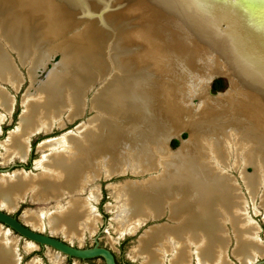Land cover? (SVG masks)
Returning a JSON list of instances; mask_svg holds the SVG:
<instances>
[{"label": "bare ground", "instance_id": "1", "mask_svg": "<svg viewBox=\"0 0 264 264\" xmlns=\"http://www.w3.org/2000/svg\"><path fill=\"white\" fill-rule=\"evenodd\" d=\"M38 1L0 0V9L10 7L16 13L13 23H9L14 39L5 37L6 29L0 25V80L7 81L17 91L23 81L17 67L8 61V48L18 51L23 58V48L17 43L26 40L27 33L39 27L40 35L44 30V39H51L53 34L59 36L54 29L71 28L80 10L73 0H59L67 11L63 17L54 9L48 11L44 5L40 8ZM46 1L50 5L56 3V0ZM100 1L90 0V3ZM189 1L173 0L172 5L166 0L135 2V9L142 11V24L125 41L131 40L137 45L138 52L124 57L122 63L139 69L142 74L136 77L140 79L131 81L122 75L110 78L92 101L97 114L79 126L78 133L71 131L39 145L47 153L35 163L38 173L4 174L0 179L1 208L12 212L27 199L34 203L56 202L53 211L42 214L26 211L24 221L34 231H42L44 219L48 218L50 234L62 232L71 241L82 240L85 233L95 234L98 229L100 216L96 214L95 204L101 195L97 188L86 198L76 197L77 194L102 174L111 179L127 173H157L144 181L136 179L110 185L117 201L114 220L121 234L134 235L148 221L162 219L168 211L174 223L155 225L144 232L135 252L140 264H167L168 261L192 264L194 257L197 264H232L227 253L230 243L225 234L227 223L237 236L234 254L242 264L257 263L258 256H264V243L257 235L258 225L249 219L245 211L247 200L229 174L232 168H242L245 172L252 165L253 175L242 177L253 200L264 187V4L261 2L264 0ZM90 3L83 14L94 7ZM45 10L48 13L44 24L39 25L37 16L26 25L17 22V17L25 15L27 19L29 11L37 15ZM51 18L58 23L49 22ZM99 22L103 25L102 20ZM223 23L230 28L224 38L210 36L203 43L197 40H205L204 30L194 31L202 36L197 40L192 36L194 32L191 35L182 30L184 26L191 30L196 24L197 28L200 25L206 30L208 25L215 28ZM88 27L77 38L64 39L57 45L63 52L61 61L53 65L42 89L25 95L18 127L1 143L7 163L16 159L25 163L33 135L52 133L57 126L65 128L66 122L62 119L65 114L68 122L80 118L86 107L88 89L96 85L102 71L115 66L116 62L113 65L111 60L104 61L106 58L102 59L99 50L103 48L102 53L109 58L113 48L111 44L107 48L103 39L109 34L119 44L122 29L117 32L109 25L97 33L94 23L89 22ZM236 30L246 33L244 38L257 45L255 62L241 60L238 43L230 42ZM31 48L33 53L26 59L34 63L33 75L46 52L38 60L39 50L34 43ZM216 75L229 79L230 89L226 93L209 91L208 84ZM238 75L244 78L241 84L236 79ZM195 99L200 100L198 109L192 105ZM0 109L4 111L0 113L1 134L4 118L14 111V98L3 87H0ZM228 126L237 127L239 135L231 130L223 138L221 133ZM183 132H188L189 138L177 150L171 149L169 139ZM230 157L235 159L232 164ZM67 196L70 199L63 204ZM10 235L11 231L0 225V264H20V239ZM32 241L25 245L27 252L36 248ZM29 264L41 262L34 259Z\"/></svg>", "mask_w": 264, "mask_h": 264}, {"label": "rangeland", "instance_id": "2", "mask_svg": "<svg viewBox=\"0 0 264 264\" xmlns=\"http://www.w3.org/2000/svg\"><path fill=\"white\" fill-rule=\"evenodd\" d=\"M42 1L44 4H42ZM73 1L77 3V10L79 9L80 10L78 11V13H76L75 18H74V24L71 28L66 29V30L55 28L54 32L56 31L57 33H60L61 35L56 36L57 35L56 34L54 36L53 34V36L50 37L51 39L49 38L44 39V36L42 35L44 30L43 31L41 30V35H40L37 31L39 27L37 28L36 26L37 29H33V32H29V34L27 33L28 36L26 40H21V42L17 43L23 48L22 49L23 55H24L23 58L21 57L18 51H13L10 47L7 50L6 55H7L8 61L15 68L17 67L16 71L20 79H22L23 82L21 84L20 89L17 91L14 88H12L9 85V83H7V81L2 82L0 80V87L1 88L3 87L4 89H6V91L11 95V97L14 98L13 114L9 116L7 115V117L4 118L3 124H2V133L0 134V179L4 174H12L15 171L38 173L39 170L35 169L36 167L35 163L37 162V160L38 161L41 160L43 155L47 153L45 151H41L38 148L39 145L43 141H46L47 139L48 140L55 139V137L59 138L64 135H68L72 132L76 133L79 126L87 123L89 119L94 117L95 114H97V112L93 109L92 101L99 94V92H101V90L104 89L101 87H104L110 81V78L117 77V75L118 76L120 75L121 77L122 75V76L127 77V79H131V81L133 80L136 81L137 79H140L136 77L138 76V74L139 75L142 74L139 72V69L131 68L130 64L122 63V59L124 57L125 58L130 57L132 53L138 52L137 45L133 44L131 40H130L131 42L125 41L126 39L125 37L130 38L131 36L129 33H131L132 31L138 30L140 28V25L142 24V17H141L142 11L136 10L134 6L137 0H101L100 2H96L94 4L90 3V0H84V2H80V0H73ZM172 1L173 0H166L168 4H171ZM176 1H179L181 3L190 2L189 0H176ZM230 2L232 1L230 0ZM261 2L264 4L263 1ZM87 3H90L94 7L91 8L89 13L83 14V10L86 8ZM43 5H44V8L46 9L48 8V11H52V9H54V11H56L57 13L59 12L58 15H62L63 17H65V15L67 14L66 13L67 11L61 5L59 0H56V3L54 5L48 4L46 0H40V2L38 1V6H40V8H42ZM190 7L192 6L188 5V8ZM45 11L41 13L36 11L37 15L36 14L33 15L34 14L33 11H29L26 13L27 19H24L25 15L22 17H17L18 19L17 22H20L22 25L23 24L26 25L27 21L29 22V19L31 20L33 16H37V17H40L39 25H41L42 23L44 24L46 23V19H45L46 17L44 16L47 15L48 13L47 10ZM171 14H173V12H171ZM15 17H16V13L12 11L10 7H7L5 9H0V20H3V24H0V25H3V27L6 29V31H3V32H5V37L8 36L9 39L10 38L14 39L12 35V32H13L12 24L10 25L9 23L10 22L13 23V19ZM104 17L106 20L105 22H107V25H104V19H103ZM101 20L103 21V25H101V22H99ZM49 22L58 23V20H56L55 18H51ZM89 22L94 23L93 29L97 33L103 32L104 28L108 29L109 25L111 26L110 28H113L112 30L114 31L116 30L118 32V30L120 29L123 30V31L122 30L120 31L122 33L121 34L122 38L121 40L118 41L119 44H117V41L114 42L113 36L111 37L109 36V34L107 36L108 38L105 37V39H103V42L105 43L107 48L109 47L110 44L112 45V48H113L112 53L110 52L109 54V58L108 56H105V53L104 54L102 53L103 51L101 50H103V48L99 50V54L103 55L102 59L106 58V60L104 59V61H107L108 63H109V60H111L113 65H114V62H116L115 66L113 67L112 65L111 67L106 66L107 67L106 71H102L101 74L103 75H101L100 79L96 81L97 82L96 85L94 84L88 89L87 95H86V107L84 110V114L80 118L76 119V121L74 122H68V120L65 117L67 116V114H65L64 117L62 118L63 121L66 122L65 128L57 126L58 128L56 127L52 131V133H48V134L38 133V134L33 135L30 141L31 151L29 154V158L25 163L21 162L19 159L14 160L13 163L11 162L7 163L2 156L3 150L1 148V143L2 141L6 140V138L9 136V133L11 131H13L14 129L18 127L20 115L22 114L24 110L23 101H24L25 95H27L29 92L36 94L38 89H42L44 82L47 80V76L49 72L53 68V65L61 61L63 57V52L57 48V45L62 43L64 39L77 38L79 36L78 33L84 32L89 28L88 27ZM193 26L194 28L191 27V30L188 29L189 26H184L182 30L183 32L185 31V33L189 32L191 35L193 34L194 31L198 33L199 30L201 31L204 30L205 32L203 31L204 33L203 37L196 35L195 32H194L195 35L194 34L192 35L196 40L197 38L200 39V37L202 38L205 37V40L202 38H201L202 40H197L198 42H202V43L207 41L208 39H211L212 37L223 39L226 32L230 29L224 23L219 24L215 28H212L211 26L208 25L207 29H209V33H210L209 34L208 32L206 33L207 29L206 30L204 28L202 29L200 25H199V28H197L198 24L193 25ZM242 32L239 30H236L235 34L233 35L231 34L232 38L230 42L235 43V44L238 43L237 51H240L241 53V56L243 58L241 60H243L246 63H250L252 59L254 61V56H255L254 51H257L254 49H258V47L256 44H250L251 41L248 40L247 38H244L243 36V34H246V33L242 34ZM4 40L3 42H5ZM112 42H114V45L112 44ZM33 43L36 46V48L39 50V54L37 55L38 60L42 57V54L46 52L43 62L38 67L36 65L35 74H33L34 76L32 75V69L34 67V63L27 62V59H26L33 53L31 50L32 49L31 44ZM46 50H48V53ZM258 52H260V50ZM232 56L233 58L237 57L235 55H232ZM229 59H232V58H229ZM117 68L119 70H117ZM129 76L134 77V78H129ZM217 77H223L226 79V80L223 79L225 82V88L222 91L213 92L212 89L210 90V87L212 85V81ZM236 79L238 83L241 84L242 83L241 81H243L244 78L238 75ZM208 88H209V91L212 92L213 94L226 93L230 89V81L226 76L216 75L212 77L211 82L208 84ZM192 105L193 107L195 106L194 108L198 109L200 106V100L199 99L193 100ZM0 113H4V111L0 109ZM231 130H233L235 134H237L236 136L239 135V129H237V127L228 126L227 129L223 130L222 132L223 134L221 133V136L223 135L222 136L223 138H225L224 136H229L228 134ZM177 138H179V140ZM188 138H189V133L183 132L174 137H171L168 143L171 149L177 150L179 146L181 145L182 141ZM174 141H177L178 143H175ZM230 162L232 164L233 162H235V159L233 160V158L230 157ZM254 171L255 170L253 166L249 165L246 168L245 172H243L242 168L240 169L232 168L230 169L229 174L234 178L235 183L238 184V187L239 188L241 187L240 189L244 195L245 201L247 200L246 205H245V211L247 212L249 219L254 221L258 225L259 233L257 235L259 236V239L264 243V205H262V194L264 191V187L261 188V191L258 193L257 198L253 200L252 194L250 193V190L248 189V186L243 179L244 174L253 175ZM158 174H160V172H158ZM263 174L264 173H262V175ZM154 175H157V173L156 174H143V175H133L131 173H127L125 175H116L115 177L111 179H107L105 175L102 174V176L99 179L90 183L91 185L89 184L88 187H86L85 191L82 192L83 194L80 193L76 195V197L86 198L90 195L89 192L91 190L95 188L99 189L101 197H100L99 202L95 204V207H96V214L100 216V221L97 224L98 229L96 233L95 234L85 233V237L82 240L75 238L72 241L67 239L62 232L51 234V236L57 240H61L65 242L66 244H69V245L71 244V246L76 249L80 248L82 250H88V249H93L95 247H98V248H104L106 250H109L114 257L115 264H140L141 261L135 258V252H136L137 246L140 244V238L144 234V232L148 230L150 227H154L155 225H159V224H169V225L171 224L172 225L174 223L170 220V217H169L170 213L168 211L165 213V216H163L162 219L148 221L134 235L133 234L129 235L128 233L121 234V231L118 228V223L117 221L114 220V218L116 217L117 201L113 196V190L110 187V185H113V184L116 185L119 183H124L126 181H135L136 179L138 181H144ZM66 198L65 200L64 199L62 200L63 204H66V202L70 199V197L68 196ZM51 202H49L48 204L43 203V202L34 203V202H31V199H27L24 202H20L19 207L12 212L6 210L5 208L0 207V209H3L2 212L6 211L7 213H9L11 217L20 219L23 223L26 224V222L24 221V215L26 214V211H32V213L34 214L35 213L42 214L43 211H50V210L53 211L54 207H56V202H53V201ZM108 205H111L112 207L108 208ZM44 222H45V229L42 231L35 230L36 233L38 232L40 235H48L51 233L50 231L51 227L48 222V218L44 219ZM0 225H2V223H0ZM26 225L29 230L30 228H32L30 225L28 224ZM4 229H9L11 231V235H10L11 238L20 239L19 241V244H20L19 252L21 254L20 264H29V262H31L34 259L39 260L41 264H56V263L57 264H107V260L104 257L97 256V257L83 259V258L70 256V255H67L66 253L61 252L56 247L44 245L39 242H34L28 238H25L24 236H22L21 234L14 231L12 228L8 226H5ZM225 234L230 241L228 251H227L228 259L230 263L242 264L241 261L234 254L236 246H237V236L230 223H227L226 225ZM28 241H32L36 244V248H34L35 250L32 249L33 251L30 250L29 252H27L28 250H26L25 245ZM168 262L167 264H170V262L169 263ZM256 262L257 263H254V264H264V256L262 257L258 256ZM197 263H198L197 258L194 257L192 264H197Z\"/></svg>", "mask_w": 264, "mask_h": 264}, {"label": "water", "instance_id": "3", "mask_svg": "<svg viewBox=\"0 0 264 264\" xmlns=\"http://www.w3.org/2000/svg\"><path fill=\"white\" fill-rule=\"evenodd\" d=\"M220 78L225 79L223 77H217L215 79H220ZM210 90H211V87H210ZM177 139L179 140V138ZM2 210L3 209H0V223H2L4 227L8 226L12 228L14 231L18 232L25 238L33 240L34 242H39L44 245L56 247L61 252L66 253L67 255H70V256L83 258V259L101 256L107 260V264H115L114 257L109 250H106L104 248H98V247H95L93 249H88V250H82L80 248H77V249L73 248L71 244L69 245L61 240H57L53 238L51 234L40 235L38 232L36 233L32 228H30L29 230L27 228V225L23 223L20 219L13 218L9 215V213H7L6 211L2 212Z\"/></svg>", "mask_w": 264, "mask_h": 264}, {"label": "trees", "instance_id": "4", "mask_svg": "<svg viewBox=\"0 0 264 264\" xmlns=\"http://www.w3.org/2000/svg\"><path fill=\"white\" fill-rule=\"evenodd\" d=\"M224 88H225V82L223 79H215L211 85V89L213 92L222 91ZM174 142L178 143L177 141Z\"/></svg>", "mask_w": 264, "mask_h": 264}]
</instances>
